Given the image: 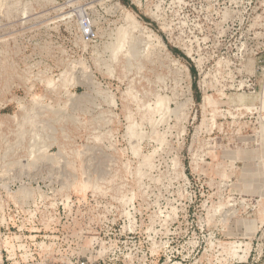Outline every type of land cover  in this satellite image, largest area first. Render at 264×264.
<instances>
[{"label":"rangeland","instance_id":"rangeland-1","mask_svg":"<svg viewBox=\"0 0 264 264\" xmlns=\"http://www.w3.org/2000/svg\"><path fill=\"white\" fill-rule=\"evenodd\" d=\"M0 264H264V0H0Z\"/></svg>","mask_w":264,"mask_h":264},{"label":"built area","instance_id":"built-area-1","mask_svg":"<svg viewBox=\"0 0 264 264\" xmlns=\"http://www.w3.org/2000/svg\"><path fill=\"white\" fill-rule=\"evenodd\" d=\"M83 24H84L85 28H87L88 25L86 24V22H83ZM86 30H88V29H85V35L88 36V32Z\"/></svg>","mask_w":264,"mask_h":264}]
</instances>
